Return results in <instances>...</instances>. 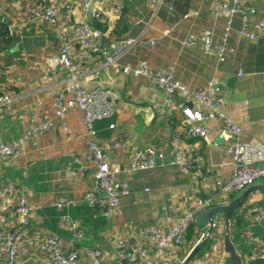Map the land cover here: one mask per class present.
<instances>
[{
	"label": "crops",
	"instance_id": "1",
	"mask_svg": "<svg viewBox=\"0 0 264 264\" xmlns=\"http://www.w3.org/2000/svg\"><path fill=\"white\" fill-rule=\"evenodd\" d=\"M74 1L70 14L64 5L66 0H0V24L6 22L10 30L0 36V90L9 91L15 98L10 106L0 108V136L5 142L27 134L34 123L53 114V101L45 89L66 74H48L43 59L58 53L61 33L74 19L82 18L78 8L82 0ZM119 1L121 19L113 35L97 42L99 48L141 36L120 57L121 65L138 66L147 61L155 70L173 69L175 79L191 90L216 77L225 96V115L241 127L239 141H264V34L256 39L247 36L243 17L238 14L227 38L226 60L220 61L216 55L205 53L200 42L188 45L185 41L190 35L199 36L209 30L213 45L223 44L225 18L212 12L213 5L222 0H163L153 20L150 0ZM246 1L256 9L251 16L256 22L264 15V0ZM39 3L58 8L57 26L31 15L30 8ZM99 22H95L96 27ZM105 61L102 50L92 51L80 70L88 90L103 86L120 96L115 114L94 123L96 140L100 145H112L116 140L125 144L110 153L109 160L114 164L126 166L131 162L130 146L152 148L164 156L155 167L124 176L130 193L121 198L123 215L108 219L86 201L96 184V168L85 157L92 135L82 110L72 109L56 118L54 127L37 134L17 158L0 162V191L6 180L12 181L26 195L33 214L29 242L25 240L17 264H44V255L36 243L39 235H58L67 249L84 252L101 247L108 253L104 264H124L113 258L112 251L117 240L126 239L131 230L144 235L155 224L168 229L185 213L194 210L198 215L212 206L205 204L207 198H212L213 205L226 204L240 193H226L215 185L216 176L228 179L235 170L229 153L234 138L224 131L222 119L208 123V140L187 137L184 125L189 121L182 107H196L194 101L185 103L175 92L169 96L173 102L169 104L165 101L167 94L154 80L125 75ZM190 150L196 152L195 172H185L175 161L179 152ZM76 158L87 165V170L71 175L68 168H76ZM1 194L0 229L8 230L18 220V196L15 192ZM63 200L71 203L59 208L57 204ZM63 216L80 221V240L73 231L61 227ZM205 232L206 228H196L191 240L160 256L153 245H147V255L153 264H182ZM225 234L226 225L220 219L207 243L188 264H231L224 249ZM230 237L244 264H264V194L252 192L237 210ZM0 264H6L4 257Z\"/></svg>",
	"mask_w": 264,
	"mask_h": 264
},
{
	"label": "built area",
	"instance_id": "2",
	"mask_svg": "<svg viewBox=\"0 0 264 264\" xmlns=\"http://www.w3.org/2000/svg\"><path fill=\"white\" fill-rule=\"evenodd\" d=\"M162 4L163 0H150L153 9L152 20L159 13ZM64 5L68 8V12L73 14L75 1L66 0ZM78 8L82 18L74 19L72 25L64 33H61L58 53L43 59L48 74L56 72L66 74L63 80L45 89L53 101V114L43 121L34 123L27 134L15 140L5 142L0 136V162L17 158L25 146L36 138L37 134L54 127L56 118L64 117L72 109H80L83 112V120L92 135L89 151L85 157L88 162L94 163L96 168V184L94 189L86 195V201L90 206L100 209L103 216L108 219L123 215L121 198L130 193L124 176L155 167L158 164V159L163 158L164 154L152 148L130 146L131 162L123 166L114 164L109 159L110 153L114 149L124 146V143L116 140L112 145H100L96 140L94 123L97 120L112 117L120 100L118 92L111 88L99 86L88 90L81 81V64L89 60L92 51L102 50L103 55L106 56V65L119 68L125 75L144 76L154 80L167 94L165 99L167 103L173 104L169 96L178 92L185 103L194 101L197 104L196 107L187 104L182 107L183 113L189 121V124L184 125L187 137L208 140L211 132L208 123L216 118L224 121V131L234 138L229 153L233 158L235 170L228 179L220 176L215 177V185L221 191L226 193L241 192L258 180L264 179V141H239L241 127L225 115V96L216 77L211 78L197 90H191L186 84L175 79L173 69L155 70L147 61L141 62L138 66L121 65L120 57L137 44L141 36L126 38L103 49L99 48V43H97L103 36L114 33L122 15L121 2L119 0H82L78 4ZM30 12L34 18L45 20L52 26L58 24L59 12L58 8L54 6L39 3L32 6ZM212 12L216 16L225 18L223 44L214 46L212 32L209 30H204L199 36L190 35L185 43L194 45L200 42L205 53L216 55L220 61L226 60L227 38L238 14L243 17V30L247 36L256 39L259 35L264 34V15L253 22L251 16L256 13V9L251 7L246 0H222L213 5ZM98 21L106 24L105 31L96 27L95 22ZM151 43L154 44V40H151ZM14 100V96L9 91L0 90V108L10 106ZM111 127L113 128L114 124ZM75 161L77 166L76 168L69 167V174L84 173L87 170V165L81 164L79 158H76ZM175 161L181 165L185 172L197 171L195 151L179 152ZM0 192L2 196L13 192L18 196L17 223L8 230L0 229V259L4 257L6 264H17L25 240L29 242L27 235L33 223L32 209L26 195L16 189L12 181L6 180ZM70 203V201L63 200L57 205L59 208H65ZM205 204L213 205L212 198H207ZM196 217L197 213L193 210L185 213L168 229L155 224L148 227L144 235L131 230L126 239L117 240L112 256L124 264H153V260L147 255L146 246L153 245L156 248V255L160 256L174 246L183 244L189 226L194 223ZM60 225L73 231L77 240L83 237L82 225L79 220L63 216ZM39 237H37L36 243L44 255L42 257L44 264H104L108 260V253L101 247H90L83 252L78 248H65L64 240L58 235H39Z\"/></svg>",
	"mask_w": 264,
	"mask_h": 264
},
{
	"label": "water",
	"instance_id": "3",
	"mask_svg": "<svg viewBox=\"0 0 264 264\" xmlns=\"http://www.w3.org/2000/svg\"><path fill=\"white\" fill-rule=\"evenodd\" d=\"M0 25V36L9 34L10 30L8 24L6 22H1ZM254 191H258L261 194H264V182L254 183L234 196L228 203L212 205L209 208L202 210L197 215L195 220L196 224L200 228H206V232L195 244L182 264H188L200 252L203 246L207 243L210 234L214 231L220 219H223L226 225L224 249L230 255L231 264H244L242 256L238 253L234 243L231 240L230 225L235 217L237 210L247 202L249 195Z\"/></svg>",
	"mask_w": 264,
	"mask_h": 264
},
{
	"label": "trees",
	"instance_id": "4",
	"mask_svg": "<svg viewBox=\"0 0 264 264\" xmlns=\"http://www.w3.org/2000/svg\"><path fill=\"white\" fill-rule=\"evenodd\" d=\"M99 27V29H103L102 31H105L106 30V26H104L101 22L98 23L97 25ZM109 35H113V34H109ZM107 36H103V39H106ZM199 226L196 224V222L194 221V223H192L190 226H189V229H188V232H187V235H186V238H185V242L187 240H191L192 239V235L195 234V231H196V228H198Z\"/></svg>",
	"mask_w": 264,
	"mask_h": 264
}]
</instances>
